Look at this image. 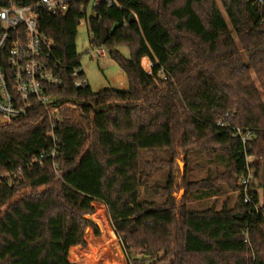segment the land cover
Instances as JSON below:
<instances>
[{
  "label": "trees",
  "instance_id": "16d2710c",
  "mask_svg": "<svg viewBox=\"0 0 264 264\" xmlns=\"http://www.w3.org/2000/svg\"><path fill=\"white\" fill-rule=\"evenodd\" d=\"M220 3L100 0L88 16L86 3L73 0L66 13L36 10L62 81L61 175L50 159L31 164L53 148L44 122L0 128V264H264V210L239 192L247 152L257 172L250 193L260 202L264 2ZM82 20L91 44L118 63L127 90L75 88ZM101 22L109 31L104 45ZM162 150L184 161L194 151L220 152L225 169L199 183L188 182L187 171L180 179L169 171L164 185H150L157 159L146 154ZM142 188L164 200L142 197ZM196 188L200 199L236 193L235 203L193 210L189 191Z\"/></svg>",
  "mask_w": 264,
  "mask_h": 264
},
{
  "label": "built area",
  "instance_id": "2783aa9c",
  "mask_svg": "<svg viewBox=\"0 0 264 264\" xmlns=\"http://www.w3.org/2000/svg\"><path fill=\"white\" fill-rule=\"evenodd\" d=\"M82 1L88 9L90 5L96 7L100 0ZM72 2L37 0L31 5L9 3L0 6V128L25 122H44L49 129L53 148L43 151L31 164L50 159L58 177L61 172L57 158L61 147L55 132L63 121L60 113L65 104L59 103L60 97L56 91L60 89L62 81L56 71L59 62L54 60V44L39 29L36 10L45 9L53 14L66 13ZM97 52L100 56L107 53L104 48H97ZM150 64L151 71L145 70L148 74L153 70L151 61ZM71 75L75 88L88 85L81 66L74 67ZM219 124L224 125L222 121ZM252 160L253 156L246 152L247 169L241 179L239 192L243 195L244 203L252 204L259 212L264 208L260 207V203H254L250 193L251 185L257 178V172L249 165Z\"/></svg>",
  "mask_w": 264,
  "mask_h": 264
},
{
  "label": "rangeland",
  "instance_id": "374dc122",
  "mask_svg": "<svg viewBox=\"0 0 264 264\" xmlns=\"http://www.w3.org/2000/svg\"><path fill=\"white\" fill-rule=\"evenodd\" d=\"M219 6L222 8L220 0H217ZM88 16L91 15L92 6L90 5L88 10ZM77 50L80 54L81 67L87 78L88 85L92 88L94 92L101 91L106 88H114L118 90H127L128 84L126 82L119 83L117 80L118 72H122L118 63L115 62L108 53L104 56H100L97 52V48L91 44V34L88 29V23L86 20H82L78 26L77 38H76ZM119 50L125 55L129 56V50L127 47L122 46ZM142 66L144 70L151 71L150 60L147 58L143 59ZM207 156L199 151H194L189 153L188 161H184L183 157L172 156L170 151L162 150L155 153L146 154V159L153 161L157 159V162L154 164V172L152 177L149 179L150 185H164L167 181V174L169 171H173L176 179H180L181 176L186 172L187 181L199 183L204 181L209 172L212 171L213 181L217 179L216 172H222L225 169V165L221 161V158L218 155ZM183 159V160H182ZM170 162H173V165H169ZM256 182V181H255ZM261 187L258 188L259 198H260V207L264 208V174L261 178ZM181 193L178 197H181L186 190V183H183L181 187ZM203 190V189H202ZM200 188L194 189L192 192L189 191V205L193 210H205L212 206L215 202L217 203L216 207L220 208L223 201L227 198H230V203L233 205L236 200V193L231 194H222L218 198L208 197L200 199L197 196L200 194ZM142 197H147L161 203L164 198L150 193L146 194L142 188Z\"/></svg>",
  "mask_w": 264,
  "mask_h": 264
},
{
  "label": "water",
  "instance_id": "95a60500",
  "mask_svg": "<svg viewBox=\"0 0 264 264\" xmlns=\"http://www.w3.org/2000/svg\"><path fill=\"white\" fill-rule=\"evenodd\" d=\"M131 21L135 20L134 15L131 16L130 18ZM101 26V43L104 45L109 37V31L108 29L104 26V24L101 22L100 23Z\"/></svg>",
  "mask_w": 264,
  "mask_h": 264
},
{
  "label": "crops",
  "instance_id": "0c3cea01",
  "mask_svg": "<svg viewBox=\"0 0 264 264\" xmlns=\"http://www.w3.org/2000/svg\"><path fill=\"white\" fill-rule=\"evenodd\" d=\"M117 80H118L119 83H124L125 82V75H124V73L118 72V74H117Z\"/></svg>",
  "mask_w": 264,
  "mask_h": 264
}]
</instances>
